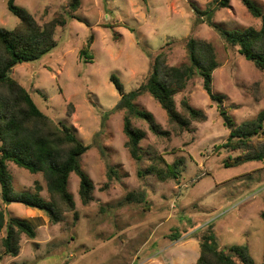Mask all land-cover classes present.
I'll use <instances>...</instances> for the list:
<instances>
[{
  "label": "rangeland",
  "instance_id": "1",
  "mask_svg": "<svg viewBox=\"0 0 264 264\" xmlns=\"http://www.w3.org/2000/svg\"><path fill=\"white\" fill-rule=\"evenodd\" d=\"M8 0H0V27L14 29L20 19ZM264 9V0H253ZM44 24L69 9L68 0H16ZM215 7V0H81L75 18L57 28L55 48L43 58L18 63L12 76L30 91L37 106L57 122L70 126L91 148L82 166L94 183L93 200L84 204L80 176L72 172L68 188L75 210L54 224L46 212L23 203L5 202L0 212L29 220L36 231L22 235L17 256L4 255L0 231V264H195L201 246L198 234L213 225L218 245L229 250L247 245L254 264L264 259V159L227 165L242 153L223 147L230 129L224 124L217 102L196 75L175 95L178 109L188 97L206 118L194 121L191 132L179 133L168 123L166 111L148 92L137 105L150 111L170 137L152 133L148 124L133 116V123L147 131L142 141L143 158L137 161L126 148L125 110L115 109L121 94L111 81L113 74L130 92L144 83L155 57L166 53L167 64L188 63V38L210 42L219 66L213 74V93L225 96L223 107L235 124L255 119L264 111V71L230 47L208 20L226 29H260L241 0L215 9L202 19L195 8ZM211 17V18H210ZM93 37L89 57L82 56ZM259 148L264 137L253 139ZM161 155L172 164L183 160L177 178L161 180L148 174L152 157ZM114 167L110 174L109 166ZM165 167V163H161ZM13 187L18 193L37 191L49 199L42 173H32L9 163ZM136 193L142 201H128ZM1 196V185H0ZM136 199V198H135ZM184 234L172 239L171 234ZM159 264V263H155Z\"/></svg>",
  "mask_w": 264,
  "mask_h": 264
},
{
  "label": "trees",
  "instance_id": "2",
  "mask_svg": "<svg viewBox=\"0 0 264 264\" xmlns=\"http://www.w3.org/2000/svg\"><path fill=\"white\" fill-rule=\"evenodd\" d=\"M249 12L262 20L260 29H226L208 20L217 29L223 40L230 47H238L239 52L264 71V9L253 0H241ZM68 11L44 24H40L26 8L19 6L16 0H8L9 11L16 15L20 22L14 29L0 27V185L1 198L11 203H23L47 213L52 223L64 220L67 211L75 210V200L68 188L72 172L80 176V194L84 204L93 200L94 183L82 166L83 155L91 148L83 142L74 130L57 122L43 112L35 103L31 93L13 76L12 70L22 62H31L43 58L57 45L56 31L65 26L69 19L75 18V12L81 7V0H68ZM231 6V0H215V7L206 10L195 8L202 19L204 14H215V9ZM211 18V17H210ZM93 37H89L87 45L81 53L89 57V49ZM189 61L180 66L169 65L166 53H159L153 62L148 79L138 88L125 92L121 79L113 74L111 81L121 94L115 109L125 110L124 132L125 143L133 159L143 158L142 141L147 137V131L134 125L133 116L148 124L152 133L159 137H170L171 131L165 130L156 121L150 111L141 109L137 100L148 92L163 107L167 113L168 123L179 133L191 132L194 121L206 118L203 110L193 106L188 97L181 100L178 109L175 95L184 90L190 80L200 75L204 81V89L220 107L224 124L230 129L228 139L222 144L225 149L239 150L242 153L229 158L227 165H240L250 160L264 159V146L259 148L254 144V137H264V111L258 116L240 125L235 124L223 107L225 96L213 93V74L219 66L214 46L206 40L190 37L186 43ZM152 164L146 169L148 174L157 175L161 180L177 178L181 173L182 159L170 164L163 156L155 155ZM14 162L19 167L32 173H42L46 183L49 199L44 200L38 191L16 192L13 187V176L9 163ZM165 163V167L161 166ZM110 174L114 167L109 166ZM136 198V199H135ZM136 193L128 194V201H142ZM264 218V212L262 213ZM5 214L0 212V231L6 226V234L2 238L4 255L17 256L21 250L22 235L35 238L36 231L27 219L10 217L5 222ZM186 234V233H184ZM184 234L172 233V239H179ZM200 240V256L195 264H254L247 245H235L224 250L218 245V237L214 226L209 225L205 231L198 234ZM261 264H264V259Z\"/></svg>",
  "mask_w": 264,
  "mask_h": 264
},
{
  "label": "crops",
  "instance_id": "3",
  "mask_svg": "<svg viewBox=\"0 0 264 264\" xmlns=\"http://www.w3.org/2000/svg\"><path fill=\"white\" fill-rule=\"evenodd\" d=\"M29 208L33 209L32 207H29ZM199 256H200V254H199ZM151 259H152V260H148V261H147V262L150 263V264H155V263L162 264V263H164V262H162V261H161V263L158 262L157 257H153V258H151ZM197 259H198V258H197Z\"/></svg>",
  "mask_w": 264,
  "mask_h": 264
}]
</instances>
